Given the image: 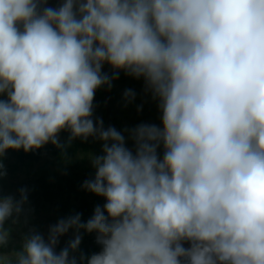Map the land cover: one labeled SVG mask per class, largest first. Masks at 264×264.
I'll use <instances>...</instances> for the list:
<instances>
[{"label":"clouds","instance_id":"clouds-1","mask_svg":"<svg viewBox=\"0 0 264 264\" xmlns=\"http://www.w3.org/2000/svg\"><path fill=\"white\" fill-rule=\"evenodd\" d=\"M57 4L0 0V180L9 150L51 143L67 158L91 138L101 149L81 187L105 203L46 236L29 229L0 264H264V0ZM120 72L142 78L161 112L162 126L124 130L133 148L94 117L96 92ZM18 191H0V249L25 213ZM82 232L100 251L77 258Z\"/></svg>","mask_w":264,"mask_h":264},{"label":"rangeland","instance_id":"rangeland-1","mask_svg":"<svg viewBox=\"0 0 264 264\" xmlns=\"http://www.w3.org/2000/svg\"><path fill=\"white\" fill-rule=\"evenodd\" d=\"M49 6L57 7V0H49ZM104 72L111 75V68L107 64L103 68ZM131 89L136 93L135 99L129 103L124 99V92ZM94 117H100L104 121L105 127L113 126L118 131L124 132L125 129H131L140 123H149L162 126L161 112L158 109V101L152 99L151 94L145 91L143 79H135L120 72L119 78L113 81L111 89L107 86L100 88L96 92ZM126 144L129 148H133V142L128 139L127 132H124ZM60 138V137H59ZM47 145H52L51 143ZM89 151L99 154L101 149L100 142H94L91 138L87 141ZM162 156V148L159 150ZM87 152V153H88ZM87 153L78 155L71 166L61 164L51 155L43 154L39 162L20 163L14 152L9 150L3 157V164L7 171V175L0 180V191L2 194L14 195L19 198V189L25 187L29 191L30 185H34L38 179L39 172L46 168L50 182H56L58 178L64 174L75 171L81 176L84 182L94 177V169L87 158ZM82 156L83 158H80ZM75 164L80 166L75 168ZM91 203L90 217L96 205H103L104 199L97 197L92 193L83 190ZM76 213L75 209H71L70 213H63L57 204H48L43 201H35L33 197L28 196V203L25 205V213L19 218L17 224H13L12 220L5 223V228H10L9 242L0 251L8 254L13 251H19L25 234L29 233V229H35L45 236L50 225L55 224L61 218H67ZM75 231L70 230L67 234L60 238V243L56 248L59 252L66 246L67 242L74 238ZM82 242L78 252L74 253L77 258L80 253L90 256L100 251V246L95 242V233H81Z\"/></svg>","mask_w":264,"mask_h":264},{"label":"trees","instance_id":"trees-1","mask_svg":"<svg viewBox=\"0 0 264 264\" xmlns=\"http://www.w3.org/2000/svg\"><path fill=\"white\" fill-rule=\"evenodd\" d=\"M68 135L69 133L66 131L61 132L60 141L62 143L65 142ZM12 151L20 163L39 162L43 154L46 153L61 164L71 166L74 169V166H72L74 159L80 154L87 153L89 146L87 142H81L79 139L73 141L71 147L67 149V158L62 155L60 149L53 145H45L43 148L29 153H25L22 149ZM75 168L79 169L80 166L75 164ZM73 169L58 178L56 182H50L48 170L43 168L38 174L36 183L30 185L28 196L33 197L35 201L57 204L59 209L65 214L70 213L71 209H75L76 213L82 214V220L86 221L90 218L91 203L81 187L83 184L81 176Z\"/></svg>","mask_w":264,"mask_h":264},{"label":"built area","instance_id":"built-area-1","mask_svg":"<svg viewBox=\"0 0 264 264\" xmlns=\"http://www.w3.org/2000/svg\"><path fill=\"white\" fill-rule=\"evenodd\" d=\"M185 246L187 247L188 245L186 244Z\"/></svg>","mask_w":264,"mask_h":264}]
</instances>
